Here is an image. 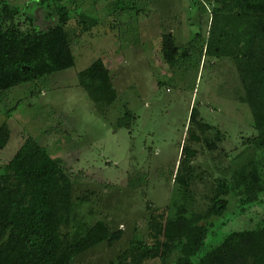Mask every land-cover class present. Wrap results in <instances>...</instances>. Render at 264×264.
<instances>
[{"label":"rangeland","instance_id":"1","mask_svg":"<svg viewBox=\"0 0 264 264\" xmlns=\"http://www.w3.org/2000/svg\"><path fill=\"white\" fill-rule=\"evenodd\" d=\"M118 1L123 13H115ZM14 4L34 16L39 29L56 23L54 16L45 18L46 7L38 0ZM49 4L54 8L56 2ZM62 5L73 14L65 29L73 38L74 65L0 92V125L6 123L10 132L0 149V172L27 136L59 157L71 173L81 171L84 177L75 184L74 194L92 189L96 196L92 203L78 206L77 221L85 227L103 220L124 230L112 246L101 242L74 259V264H103L128 245L133 233L146 235V201L159 208L157 213L171 202L185 142L197 151L194 173L209 181L227 176L225 167L244 161L251 149L244 152L241 141L255 131L249 107L237 100L241 86L231 56L204 50L201 55L198 49L196 35L206 36L211 22L208 0H63ZM77 11L97 23L82 29ZM164 31H170L179 46L190 40L197 44L195 49H181L188 55L173 67L162 57ZM97 58L112 72L117 93L104 111L77 77ZM192 107L198 120L220 131L216 148L186 140L197 132L189 125ZM128 180L141 182L144 194L131 189ZM204 181L192 186L199 203L207 189ZM261 198L262 203L241 212L230 197L225 213L213 220L204 249L231 230L254 228L264 217V193ZM143 264L161 263L152 259Z\"/></svg>","mask_w":264,"mask_h":264},{"label":"trees","instance_id":"2","mask_svg":"<svg viewBox=\"0 0 264 264\" xmlns=\"http://www.w3.org/2000/svg\"><path fill=\"white\" fill-rule=\"evenodd\" d=\"M14 1L0 0V92L74 65L73 38L65 29L73 14L62 5L63 0H38L46 7L45 18H57L45 29H39L34 16L23 12ZM51 1L56 2L54 8H50ZM208 4L211 22L206 36L196 35L198 49L201 55L204 50L231 56L241 86L237 100L246 103L252 114L255 133L241 141L244 152H251L234 167H225L227 176L204 181L200 172L194 173L197 151L185 142L171 202L157 213L159 208L146 201V235L133 233L128 245L103 264H143L152 259L161 264H264V217L254 228L231 230L219 243L204 249L213 220L225 213L230 197L241 212L262 203L264 0H208ZM114 10L123 13L121 1L116 2ZM75 16L84 30L97 23L78 11ZM194 41L179 46L170 31L162 32L164 61L173 67L177 59L188 55L181 49L196 48ZM77 77L79 86L100 111L116 99L112 72L101 58L80 70ZM189 125L197 132L186 140L202 141L208 150L216 148L220 131L198 120L195 107ZM9 133L7 124H1L0 149ZM83 177L81 171L71 173L59 157L34 138L24 137L0 172V264H74L76 256L95 245L105 242L112 246L122 238L124 230L113 229L106 221L96 220L85 227L77 221L78 206L92 203L96 196L92 189L74 194L75 184ZM199 179L207 185L200 195L201 203L192 189ZM127 185L144 194L141 182L128 180Z\"/></svg>","mask_w":264,"mask_h":264}]
</instances>
